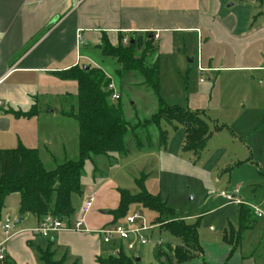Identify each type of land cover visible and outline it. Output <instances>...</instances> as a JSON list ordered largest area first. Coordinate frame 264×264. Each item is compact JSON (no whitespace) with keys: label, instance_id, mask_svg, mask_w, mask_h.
Instances as JSON below:
<instances>
[{"label":"crops","instance_id":"crops-1","mask_svg":"<svg viewBox=\"0 0 264 264\" xmlns=\"http://www.w3.org/2000/svg\"><path fill=\"white\" fill-rule=\"evenodd\" d=\"M148 34L156 53L146 59L147 66L158 64L161 83L164 73L179 80L191 73L201 78V84H209L211 93L206 97L211 101L236 116L249 120L254 115L264 122V0H0V150L20 145L37 150L46 169L52 170L76 161L78 126L64 113L71 109L66 102L73 99L68 90L78 92V84L58 74L84 65L98 68L89 56L101 52L104 38L118 46L122 36L132 39ZM52 103H64L66 109L56 115ZM35 106L38 115L11 114L29 113ZM93 183L82 181V195L72 198V220L79 217L85 199L94 196L85 221L88 229L95 232L123 224L125 218L115 219L112 213L120 205L119 190L127 188L112 178ZM14 196L19 197L15 207L10 205ZM245 205L256 207L251 202ZM19 210L20 196H9L2 219L16 223L23 218L7 246L9 264H44L35 246L46 250L51 245L55 260L64 264H99V259L109 257L105 256L108 247L116 254L121 250L104 244L94 232L66 230L43 240L35 233L41 222L31 214L21 217ZM154 225L150 241L157 226L160 232L166 231ZM226 232L218 241L202 240L203 256L186 264H257ZM158 247L165 250L161 244Z\"/></svg>","mask_w":264,"mask_h":264},{"label":"rangeland","instance_id":"rangeland-1","mask_svg":"<svg viewBox=\"0 0 264 264\" xmlns=\"http://www.w3.org/2000/svg\"><path fill=\"white\" fill-rule=\"evenodd\" d=\"M100 53L94 51L93 57L89 56L92 58L90 63L101 68L112 80L121 96L119 102L126 120L133 127L151 119L157 112L158 104L153 93L142 86L143 79L136 73L119 77L116 74L119 69L116 60ZM137 55L140 57L141 52ZM146 65H148L147 60ZM171 77L174 76L163 74L160 95L170 106L205 113L212 132L206 148L198 156L185 153L183 151L185 129L182 126L175 129L168 126L165 128L168 131L167 147L164 149L156 144L157 133L152 130L150 132L156 144L153 153L141 154L135 148L132 134L129 133L126 139L130 150L129 156L117 157L111 165L108 164L109 160L105 161L102 157L94 160V163L87 162L82 175L83 184L93 186V180L101 179V183H104L112 178L121 188H127L136 194L139 192L136 179L142 174L147 175L148 191L160 196L162 202L173 210V219L185 220L188 224L199 221L200 243L202 240H220L223 231L224 233L227 231L226 233L231 236V229L239 230L240 206L229 204L220 196L225 190L230 193L235 192L237 200L253 203L263 214V218H258L249 206L253 210L249 218L251 228L237 237L235 242L240 245L244 254L253 255L257 264H264V122H260L259 117L254 115H251L249 120L243 116H236V113L228 112L219 105L218 101H211L210 97H206L210 96L211 90H208L210 86L201 84L200 77L196 78L191 73L183 74L181 80ZM68 92L73 94V99L67 101L70 103V108L75 104V101L71 102L75 100L77 88ZM226 92L229 94L232 91L228 89ZM64 106H66L64 103H52L50 108L55 110L56 115H60L61 111L66 109ZM224 126L226 128L222 131L216 130ZM139 132L146 131L140 129ZM147 132L149 133V130ZM76 152L77 150L74 156ZM95 167L98 168L96 173ZM47 170L52 169L47 166ZM17 197L10 199V205L16 206ZM136 214H140L149 225L154 227L160 219L156 212L133 204L126 217ZM167 219L164 216L161 221ZM156 228L158 229L154 231L150 244L144 250L137 251V249L131 252L142 259L139 264H160L156 254L158 251L168 254L170 253L168 247H181L180 238L169 231L160 232L158 226ZM160 244L165 250H157ZM105 252V256L116 254L111 247ZM35 253L40 257L37 246Z\"/></svg>","mask_w":264,"mask_h":264},{"label":"trees","instance_id":"trees-1","mask_svg":"<svg viewBox=\"0 0 264 264\" xmlns=\"http://www.w3.org/2000/svg\"><path fill=\"white\" fill-rule=\"evenodd\" d=\"M122 39L123 36L120 44L113 46L104 38L101 52L104 56L117 60L120 68L117 69L116 74L119 77L136 73L143 79L142 86L151 91L157 100V112L151 119L132 127L124 116L119 102L121 99L118 103L111 101L113 92L108 91V88L112 80L101 68L88 66L89 69L85 70L83 67H74L59 73L60 79L78 84L77 95L71 102L75 101V104L71 105V110L64 113V116L73 118L77 123L79 158L76 161H66L49 171L41 161L37 150L28 149L23 145L13 150H0V222L6 200L14 194L20 196L21 217L31 214L41 223L47 217L55 220L72 219L75 212L72 198L82 195V175L86 163L89 161L94 163V160L102 157L109 160L111 165L117 157H127L130 154L126 144L129 133L132 134L138 151H152L156 144L164 149L167 147L166 127L175 129L182 126L186 133L183 147L185 153L198 156L206 148L212 132L205 113L170 106L160 95L159 66L157 63L151 67L146 65V59L156 53L153 38L151 39L149 34L134 35L127 46L122 44ZM139 52H141L140 57L137 55ZM38 113L36 106L29 113L11 112L18 118H29ZM140 129L146 132L149 130V133H140ZM221 129L216 128V130ZM152 130L157 133L156 144L150 132ZM94 172H98L97 167ZM146 179L147 175L142 174L135 181L139 189L138 194L119 190L120 205L112 215L115 219L125 218L133 204H140L143 208L156 212L160 219L155 224L173 233L182 241L181 247H168L170 251L168 254L161 251L156 253L161 264H186L201 258L203 248L198 234L199 221L188 224L185 220L173 219V210L162 202L160 196L148 192ZM240 208V228L237 233L232 232L230 236L235 244L237 237L251 228L249 218L253 210L246 205H241ZM164 216L168 219L161 221ZM38 251L44 264H64L63 260H55L51 245L46 250L38 249ZM137 259L121 249L114 256L99 259V264H139Z\"/></svg>","mask_w":264,"mask_h":264},{"label":"built area","instance_id":"built-area-1","mask_svg":"<svg viewBox=\"0 0 264 264\" xmlns=\"http://www.w3.org/2000/svg\"><path fill=\"white\" fill-rule=\"evenodd\" d=\"M158 38V35L155 36ZM1 43V38H0ZM130 43V39L124 37L122 44L127 46ZM108 91H112L111 101L116 103L121 99L120 94L116 91L115 85L112 83ZM220 196L225 199L229 204L242 205L245 204L240 200H237V194L235 192L222 191ZM95 197L90 196L85 199L80 209L79 217L76 220L61 219L55 220L51 217H47L35 230V233L41 237L50 238L53 233L76 230L86 231L88 233L94 232L86 227V217L90 214L94 207ZM254 210L255 216L263 218V214L260 209L251 207ZM16 223L11 218L2 219L0 222V264H9L8 257V243L16 235ZM155 227L149 225L145 218L140 214L128 216L123 224H112L110 226L103 227L94 233L98 234L101 241L106 245H111L116 250L124 249L127 253L136 251L141 247H145L150 242V232Z\"/></svg>","mask_w":264,"mask_h":264},{"label":"water","instance_id":"water-1","mask_svg":"<svg viewBox=\"0 0 264 264\" xmlns=\"http://www.w3.org/2000/svg\"><path fill=\"white\" fill-rule=\"evenodd\" d=\"M99 48H101V47H99ZM83 68H84L85 70H88V69H89V67L86 66V65H84ZM21 221H23V218H19V219H17L16 224H20ZM139 262H140V259H137V263H139Z\"/></svg>","mask_w":264,"mask_h":264}]
</instances>
